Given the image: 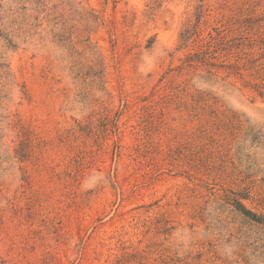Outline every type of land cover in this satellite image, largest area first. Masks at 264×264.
Returning a JSON list of instances; mask_svg holds the SVG:
<instances>
[{"label":"rangeland","instance_id":"obj_1","mask_svg":"<svg viewBox=\"0 0 264 264\" xmlns=\"http://www.w3.org/2000/svg\"><path fill=\"white\" fill-rule=\"evenodd\" d=\"M0 264H264V0H0Z\"/></svg>","mask_w":264,"mask_h":264},{"label":"trees","instance_id":"obj_2","mask_svg":"<svg viewBox=\"0 0 264 264\" xmlns=\"http://www.w3.org/2000/svg\"><path fill=\"white\" fill-rule=\"evenodd\" d=\"M187 32H189V30ZM184 35H183V39L185 40V38L188 37L186 36V31ZM208 38L209 39H207V41L204 42L203 46L212 48V47H218L219 45L224 43L227 40V35H223V31L219 30L215 35L212 32H210Z\"/></svg>","mask_w":264,"mask_h":264}]
</instances>
